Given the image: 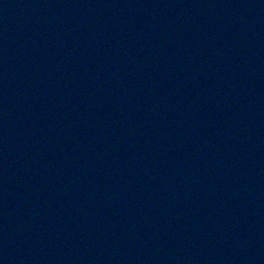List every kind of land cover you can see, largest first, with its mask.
I'll use <instances>...</instances> for the list:
<instances>
[{
    "label": "water",
    "instance_id": "95a60500",
    "mask_svg": "<svg viewBox=\"0 0 264 264\" xmlns=\"http://www.w3.org/2000/svg\"><path fill=\"white\" fill-rule=\"evenodd\" d=\"M0 264H264V0H0Z\"/></svg>",
    "mask_w": 264,
    "mask_h": 264
}]
</instances>
